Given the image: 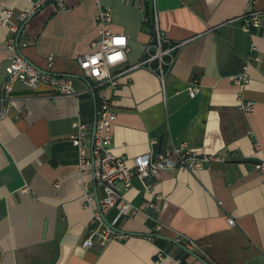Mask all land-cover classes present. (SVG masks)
Returning a JSON list of instances; mask_svg holds the SVG:
<instances>
[{
	"label": "crops",
	"instance_id": "obj_1",
	"mask_svg": "<svg viewBox=\"0 0 264 264\" xmlns=\"http://www.w3.org/2000/svg\"><path fill=\"white\" fill-rule=\"evenodd\" d=\"M142 3L47 0L24 23L21 52L39 68L71 77L76 94L54 96L44 83L36 90L18 84L6 112L0 101V264H171L174 258L264 264V177L256 169L264 157V0H157L160 27L178 45L164 82L158 59L148 61L154 33ZM31 5L0 0V15L9 7L18 21ZM107 6L110 27L130 39L126 62L115 67L122 71L116 88L96 86L78 61L95 49L97 15ZM248 12L262 19L249 32L242 28ZM8 35L0 23V87ZM249 56L260 59L251 62L250 80L241 87L233 77ZM138 62L145 64L133 68ZM195 80L201 90L193 97L188 87ZM104 97L118 113L111 150L130 167L139 155L156 156L171 145L214 158L191 171L173 156L156 175H135L128 188L120 183V194L138 211L124 217L113 207L105 220L127 237L85 246L102 191L91 180L95 198L87 201L84 181L92 176L81 173L71 134L77 120L94 129ZM242 100L254 101V110H241ZM160 250L168 257L158 261Z\"/></svg>",
	"mask_w": 264,
	"mask_h": 264
},
{
	"label": "built area",
	"instance_id": "obj_2",
	"mask_svg": "<svg viewBox=\"0 0 264 264\" xmlns=\"http://www.w3.org/2000/svg\"><path fill=\"white\" fill-rule=\"evenodd\" d=\"M31 1L32 5L19 14L18 21L12 20L14 10L9 7L3 8L0 15V23L9 29V35L6 40L9 63L7 65L6 78L0 87V101L3 103V112H6V103L14 97L13 93L18 84H24L30 89L36 90L41 83H44L51 88L54 96L76 94L71 77L41 69L21 52L20 46L22 44L27 45L26 42H20V33L24 23L40 10L47 0ZM96 1L98 2L99 0ZM147 2H150L153 9V45L155 47L153 53L149 52L150 46L147 47L148 61L154 58L158 59L157 69L164 82L168 69L176 59L178 45L171 44L160 27L157 0H145V3L141 5L143 10H146ZM60 4L62 8H65L62 2ZM112 20L113 8L110 6L101 8L97 15L100 37L98 41L94 42L95 49L90 53L80 55L78 61L82 71L95 80L96 86L109 84L116 88L122 71L116 70L115 67L126 62L130 51V39L128 34L116 32L110 27ZM261 21V13H245L243 15L242 28L249 32L253 27H260ZM118 41L121 42L118 43ZM256 49L257 46L254 45L253 50ZM258 59H260L259 56H249L246 59L244 71L233 77L241 87L247 85L250 80L248 74L249 65L253 60ZM144 64L145 62H138L132 67H139ZM149 66L151 67L150 64ZM200 90L201 86L197 80L193 81L188 87V91L193 97ZM255 106L256 103L252 100H242L239 104V108L245 112L253 111ZM117 117L118 113L113 108L112 99L104 97L99 101L93 130L89 129L88 125L82 120H77L73 123L75 131L71 134V139L78 149L81 173L83 175L91 173L92 176L90 180L84 181L87 201H92L95 198V193L91 190V180H94L102 191L99 206L94 208L91 235L84 241L85 246L93 245L96 240L106 245L113 240L127 237V233L114 228V225L105 220V213L113 207H118L119 214L124 217L133 216L138 211L136 205L123 198L120 194L118 189L120 183H123L128 188L132 185L135 175L145 178L156 175L162 169L172 165L171 158L173 156L176 159L174 163L191 171L199 168L202 160L214 158L199 155L184 145H171L165 153H160L156 156H152V153L139 155L136 158V166L130 167L123 157L116 155L111 150L114 123ZM256 169L264 177V157L256 163ZM159 199L160 196H157L156 200ZM151 205L155 211L160 209L157 201H153ZM227 220L231 225L236 223L235 218L230 215ZM167 257L168 255L165 251L160 250L158 252V261ZM171 264H182V261L174 258L171 259Z\"/></svg>",
	"mask_w": 264,
	"mask_h": 264
},
{
	"label": "trees",
	"instance_id": "obj_3",
	"mask_svg": "<svg viewBox=\"0 0 264 264\" xmlns=\"http://www.w3.org/2000/svg\"><path fill=\"white\" fill-rule=\"evenodd\" d=\"M146 15L148 17V21L151 23L152 32L154 33V25L152 22V20H153V9H152L150 2L146 3Z\"/></svg>",
	"mask_w": 264,
	"mask_h": 264
},
{
	"label": "water",
	"instance_id": "obj_4",
	"mask_svg": "<svg viewBox=\"0 0 264 264\" xmlns=\"http://www.w3.org/2000/svg\"><path fill=\"white\" fill-rule=\"evenodd\" d=\"M66 76H68V75H66ZM114 228L118 229L116 226H114Z\"/></svg>",
	"mask_w": 264,
	"mask_h": 264
},
{
	"label": "clouds",
	"instance_id": "obj_5",
	"mask_svg": "<svg viewBox=\"0 0 264 264\" xmlns=\"http://www.w3.org/2000/svg\"><path fill=\"white\" fill-rule=\"evenodd\" d=\"M121 42V41H118V43Z\"/></svg>",
	"mask_w": 264,
	"mask_h": 264
}]
</instances>
